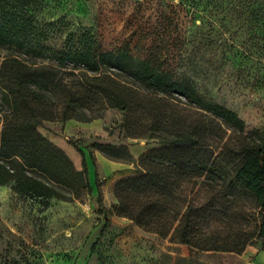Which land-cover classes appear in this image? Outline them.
Here are the masks:
<instances>
[{
    "label": "trees",
    "instance_id": "1",
    "mask_svg": "<svg viewBox=\"0 0 264 264\" xmlns=\"http://www.w3.org/2000/svg\"><path fill=\"white\" fill-rule=\"evenodd\" d=\"M42 2L0 0V48L18 52L0 55V185L44 206L52 197L81 198L91 190L84 156L76 168L38 126L91 121L115 108L126 115L128 136L165 146L141 154L138 174L115 183L114 215L197 251L240 254L253 243L264 249V132L248 131L198 83L207 68L206 26L235 14L248 22L246 33L264 41V0H160L142 60L95 48L87 32L78 47L48 45V26L36 19ZM197 19L188 33L186 22ZM178 96L185 108L173 102ZM186 108L191 116L180 113ZM139 110L150 115L143 129L133 121Z\"/></svg>",
    "mask_w": 264,
    "mask_h": 264
},
{
    "label": "rangeland",
    "instance_id": "2",
    "mask_svg": "<svg viewBox=\"0 0 264 264\" xmlns=\"http://www.w3.org/2000/svg\"><path fill=\"white\" fill-rule=\"evenodd\" d=\"M159 1L43 0L36 19L48 26L47 43L56 49L78 47L87 32L95 48L121 49L142 60L152 41L150 18ZM198 23L187 21L186 31L192 32ZM246 27L248 22L235 14L212 19L206 26L205 79L203 85L198 83L207 98L236 111L248 131L264 132V41L246 33ZM10 53L18 52L0 48L1 56ZM177 99L173 102L185 108L180 102L185 99ZM153 104L166 112L171 106ZM180 113L192 115L188 108ZM148 118L143 110L136 111L135 129H143ZM72 123L43 121L38 130L63 149L76 168H81L84 156L91 190L76 199L52 197L44 206L16 193L11 184L0 185V264H264L259 243L240 254L197 251L114 215L115 183L138 174L141 154L165 145L158 138L128 136L126 115L115 108L91 121Z\"/></svg>",
    "mask_w": 264,
    "mask_h": 264
},
{
    "label": "crops",
    "instance_id": "3",
    "mask_svg": "<svg viewBox=\"0 0 264 264\" xmlns=\"http://www.w3.org/2000/svg\"><path fill=\"white\" fill-rule=\"evenodd\" d=\"M72 120L73 119H70V120L66 121V125L68 124V125L72 126L73 125Z\"/></svg>",
    "mask_w": 264,
    "mask_h": 264
}]
</instances>
